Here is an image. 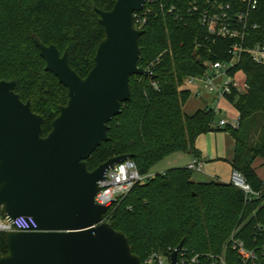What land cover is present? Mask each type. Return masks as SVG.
Listing matches in <instances>:
<instances>
[{
  "label": "trees",
  "instance_id": "16d2710c",
  "mask_svg": "<svg viewBox=\"0 0 264 264\" xmlns=\"http://www.w3.org/2000/svg\"><path fill=\"white\" fill-rule=\"evenodd\" d=\"M117 0H0V80L16 81V93L41 115L46 137L58 107L68 101V89L46 71L33 35L44 44L69 51L70 66L85 78L93 69L104 38L97 9L110 11ZM247 19L248 44L264 42V0H256ZM215 3L230 5V14L248 10L241 0H157L140 38L139 67L154 78L132 76L131 99L109 123V141L87 161L94 171L109 159L131 155L141 175L173 152L196 155L197 138L211 131L229 132L236 142L233 168L240 170L254 190H264V179L254 164L264 161V67L244 55L230 70L241 72L248 91L234 90L229 101L239 113L237 128H219L217 115L199 109L186 115L193 94L180 89L184 81L205 72L209 60L229 62L230 39H215L201 27L199 12ZM162 7L164 9H162ZM173 8L174 12L169 10ZM197 8L198 11H194ZM256 26V28H254ZM194 97V96H193ZM188 168H174L138 183L106 215L114 229L126 235L142 263L154 253L170 256L184 241L189 256H222L238 264L231 238L255 250L264 264V195L246 203L230 184L196 183ZM8 253L6 233H0V257Z\"/></svg>",
  "mask_w": 264,
  "mask_h": 264
},
{
  "label": "water",
  "instance_id": "95a60500",
  "mask_svg": "<svg viewBox=\"0 0 264 264\" xmlns=\"http://www.w3.org/2000/svg\"><path fill=\"white\" fill-rule=\"evenodd\" d=\"M146 2L117 0L110 11L97 9L104 38L85 78L70 66L68 50L61 54L33 35L46 71L68 89L46 137L44 118L21 100L16 81L0 80V212L8 222L27 216L38 224L37 232L6 233L0 264H143L106 220L109 209L95 201L107 173L133 157H113L94 171L87 161L109 141V123L130 101V78H154L139 67L145 30L134 26ZM183 246L170 254V264H179Z\"/></svg>",
  "mask_w": 264,
  "mask_h": 264
},
{
  "label": "built area",
  "instance_id": "2783aa9c",
  "mask_svg": "<svg viewBox=\"0 0 264 264\" xmlns=\"http://www.w3.org/2000/svg\"><path fill=\"white\" fill-rule=\"evenodd\" d=\"M157 0H147L142 11L134 14V26L137 30H144L149 16L154 13V3ZM247 3L248 10L230 14V5L215 3L210 9L200 11L199 22L210 36L215 39H230L234 41L229 49L231 57L229 62L209 60L204 63L205 72L200 76L187 78L182 87L191 91L197 99L210 97L211 103L207 106L216 115L222 114L220 102L228 100L234 90L240 92L238 74L230 75V70L237 66L244 55H248L252 62L264 67V42H258L252 46L248 44L247 19L250 9H255L256 0H241ZM162 9H164L162 7ZM194 11H198L194 8ZM170 13L174 9L169 10ZM256 28V26H254ZM148 70V69H147ZM150 71V70H149ZM230 102V101H229ZM239 122V121H238ZM239 123L230 124L226 119L218 123L219 128L231 127L237 128ZM192 172L203 173L205 165L200 159H195L188 167ZM153 178L149 175H141L136 163L133 160H127L117 165L113 170L107 173V180L100 183L101 190L97 194L95 201L97 204L108 208V213L120 200L124 199L138 183L146 182ZM227 184L240 190L245 197L246 203L254 200H262L264 190L256 191L248 182L245 175L238 169L233 168L230 179ZM107 213V214H108ZM32 233L38 231V224L32 217L19 216L11 222H8L0 212V233L8 232ZM231 248L239 256L238 264H261L258 253L255 250L247 248L244 241L231 238ZM264 257V247L260 250ZM143 264H170L169 256L154 253ZM179 264H230L225 255L222 256H193L189 257L185 251L180 252Z\"/></svg>",
  "mask_w": 264,
  "mask_h": 264
},
{
  "label": "rangeland",
  "instance_id": "374dc122",
  "mask_svg": "<svg viewBox=\"0 0 264 264\" xmlns=\"http://www.w3.org/2000/svg\"><path fill=\"white\" fill-rule=\"evenodd\" d=\"M238 83H239V88H240L241 93H245L248 91V81H247V78L243 74H239ZM180 89L182 90L184 88L181 86ZM204 105H205L204 101L202 102L201 99H197L192 96V98L184 106L183 111L186 115H191L199 109H204ZM222 107H223L224 112L222 115L220 114L217 115L215 128H217L218 123L222 118H225L231 123H235V121L238 120V111L235 109L234 105L231 102H229L228 100H223ZM228 134L229 132H226L224 130L223 131L214 130V131L201 135L202 136L201 141H203L205 146L215 148L216 144L219 143L220 141L222 142V138H224ZM191 157H192L191 154H188V153L173 152L167 155L161 161H159L150 170L149 176L151 174H157V173L164 174V172H166L167 170H170L173 167L174 168H186V164L189 161V158ZM210 160L211 159H207V163H212ZM254 167L257 170L259 176L262 179H264V161L263 160L256 161L254 164ZM200 174L201 173L194 172L193 178L195 179L198 178Z\"/></svg>",
  "mask_w": 264,
  "mask_h": 264
},
{
  "label": "crops",
  "instance_id": "0c3cea01",
  "mask_svg": "<svg viewBox=\"0 0 264 264\" xmlns=\"http://www.w3.org/2000/svg\"><path fill=\"white\" fill-rule=\"evenodd\" d=\"M201 101L202 102L204 101L205 104L204 108H207V106L211 103L212 99L210 97H206L204 99L202 98ZM220 107L222 108V114H223L224 110L222 107V101L220 102ZM238 121H239V113H238V120L235 121V123H231L230 121L229 122L230 124H236L238 123ZM201 140H202V136L201 137L199 136L195 142L196 155L192 152L191 153L186 152L188 154H191L192 156L191 158H189V161L186 164V168L197 158L204 163L206 168L205 171L201 173L198 178L196 179L193 178V181L196 183L219 182V183L227 184L230 179V174L233 169V160L236 154V142L234 138L229 133L227 136L222 138V142L220 141L219 143L216 144L215 148L205 146L203 141ZM207 159H211L210 161L212 163H207ZM171 169H174V167ZM157 174H151L150 176L154 177Z\"/></svg>",
  "mask_w": 264,
  "mask_h": 264
}]
</instances>
